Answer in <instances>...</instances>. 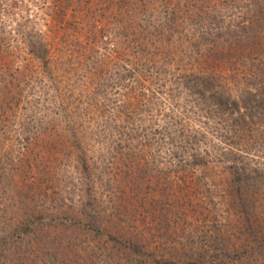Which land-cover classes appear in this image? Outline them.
Wrapping results in <instances>:
<instances>
[{
	"label": "rangeland",
	"instance_id": "1",
	"mask_svg": "<svg viewBox=\"0 0 264 264\" xmlns=\"http://www.w3.org/2000/svg\"><path fill=\"white\" fill-rule=\"evenodd\" d=\"M260 17L251 0H0V239L46 218L0 264H264V198L249 215L231 206L218 151L238 139L191 108L186 82L212 76L234 95L264 82ZM192 153L209 162L176 167ZM113 219L151 227L153 250L131 251Z\"/></svg>",
	"mask_w": 264,
	"mask_h": 264
},
{
	"label": "trees",
	"instance_id": "2",
	"mask_svg": "<svg viewBox=\"0 0 264 264\" xmlns=\"http://www.w3.org/2000/svg\"><path fill=\"white\" fill-rule=\"evenodd\" d=\"M251 1L253 11L258 15H261L258 19L259 23L264 21V0ZM260 25H262V22ZM28 34L29 36L27 40L30 42L32 53L43 60L45 64H48L46 45H44L42 41L32 40L30 33ZM24 37H26V35H24ZM9 45H0V47L7 50ZM6 62L7 59L2 58L1 56L0 67L5 66L3 64ZM0 71V81L4 82L3 88L0 90L4 91V94L8 97L6 90L7 72L3 77L1 74H4L5 70L0 69ZM186 82L192 85L188 90L187 97L190 100V106L193 110L195 109V106L199 104L198 107H200L202 111L207 110L209 114L218 115L220 119L224 117L222 120H230V130L227 129L224 132H221V134L228 138L230 142L231 140H235V137H237L240 147L237 146L238 144H236V142H232L230 148L224 149L222 146L219 148L220 152L218 151V154L221 157V161L225 165L226 169L230 171L232 176L229 185L226 186L224 191L227 198L230 199L231 206L240 207V209L244 212L247 211L248 206L254 208L255 210L256 201L261 199L259 195L261 194V197L264 198L261 193V189L264 187V184H258V182L261 183V181L256 178H262V175L258 176V174H260L259 170L262 168L260 164H264L262 160L264 159V130L258 131V127L264 126V82L256 81L253 88L248 89L244 87L243 89H240L236 95L230 91V87H227L221 82L215 81L212 76H194V78L187 79ZM106 84L105 90L110 89V91H112L113 89V97L117 100L115 98V84L112 82H108ZM204 113H206V111ZM112 129L113 125L109 123V127L106 131L107 134L103 135V139H111V143L115 148V152H112L117 154V151L120 152L122 149V141L119 134H115L118 138L113 136L115 131L111 132ZM217 134L221 135L220 133ZM74 135L76 136V133H74ZM190 142H192V140H190ZM177 156L178 164H176V167L179 169H186L187 166L196 167L197 165H200L201 167L209 162L205 156L199 153H192L190 158L185 156L183 157L182 155ZM228 162H230V164H227ZM250 173H254L255 176H250ZM249 200H252V203H250ZM249 214V211H247V215ZM118 217H120V221L122 217L120 213L118 214ZM113 221L116 222V233L118 236L122 237L121 240L125 245L127 244V246L131 247V251L135 253H148L153 250V248L149 249L151 244H147L148 242H151L147 241L149 238L148 235H150L148 229H151V227L146 229L139 228V224L131 222L132 220L124 226L118 224L115 219H113ZM45 222V217H41L39 219L35 218L29 225L4 232L0 239V249L6 250L9 246L12 247V243L15 244L19 238H21L20 231H32V225L36 224L35 226H43ZM263 222L264 221L260 219V223ZM253 233L256 232L252 229L251 234ZM177 238L178 237H176V239ZM127 242L132 243V245ZM142 254L144 255L145 253ZM203 257L205 259L206 255ZM35 258L39 257L35 256ZM155 259L157 258L155 257ZM156 263L175 264V262L171 259H166L164 262L158 260Z\"/></svg>",
	"mask_w": 264,
	"mask_h": 264
}]
</instances>
